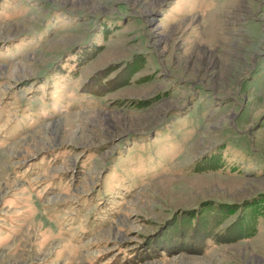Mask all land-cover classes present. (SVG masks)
<instances>
[{
  "label": "rangeland",
  "instance_id": "obj_1",
  "mask_svg": "<svg viewBox=\"0 0 264 264\" xmlns=\"http://www.w3.org/2000/svg\"><path fill=\"white\" fill-rule=\"evenodd\" d=\"M234 1L0 0V264H264L262 195L246 237L158 238L264 194V32Z\"/></svg>",
  "mask_w": 264,
  "mask_h": 264
},
{
  "label": "trees",
  "instance_id": "obj_2",
  "mask_svg": "<svg viewBox=\"0 0 264 264\" xmlns=\"http://www.w3.org/2000/svg\"><path fill=\"white\" fill-rule=\"evenodd\" d=\"M143 102H141V104ZM218 162L219 159L217 155L202 156V158L196 161L197 164L195 163L194 168L192 166L189 170H195L198 166L201 170L214 166L217 167ZM260 195L264 196V194H259L257 197H253L252 199L243 201L242 203L235 202L234 200H224L219 202L217 201L218 203L215 206L212 205V201L206 200L199 208L177 209V212H173V216L167 218V220L162 223V232L158 234V238H160V236L166 232L165 230L170 227H172L171 229L173 230L171 233L181 239V241L186 238L191 239V234L193 232H195V234L199 237V241H204L206 239H210L211 237L219 241L222 239L225 242L239 239L241 236L246 237L252 234V230L255 228L253 215L257 212L258 207H260L256 204L257 202H260ZM210 206L214 207L211 212H207ZM218 220H220V225L225 222L223 229H215V223ZM178 224H181L179 231L176 229ZM214 233H216L217 236H214ZM169 239L170 238L167 236V239H165L164 242L161 241L162 243L160 245L164 243L162 246L166 249L167 247L165 243L168 242ZM184 247L186 246H182V248ZM169 249L175 250L179 248Z\"/></svg>",
  "mask_w": 264,
  "mask_h": 264
},
{
  "label": "crops",
  "instance_id": "obj_3",
  "mask_svg": "<svg viewBox=\"0 0 264 264\" xmlns=\"http://www.w3.org/2000/svg\"><path fill=\"white\" fill-rule=\"evenodd\" d=\"M227 1L228 2H226L225 5L230 2L232 4L235 2L234 0ZM238 2H241V0H238ZM244 2L247 3L248 8V10L244 12L248 13L245 21L243 22V25H245V32L247 35H249V38H258L260 34L257 32V27H259L261 24L262 30L264 32V0H246ZM238 6L239 3L237 4V8H239Z\"/></svg>",
  "mask_w": 264,
  "mask_h": 264
}]
</instances>
